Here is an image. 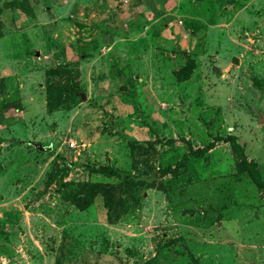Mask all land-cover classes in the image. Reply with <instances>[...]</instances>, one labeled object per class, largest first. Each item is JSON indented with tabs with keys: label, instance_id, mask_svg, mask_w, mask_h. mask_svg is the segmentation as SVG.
<instances>
[{
	"label": "rangeland",
	"instance_id": "obj_1",
	"mask_svg": "<svg viewBox=\"0 0 264 264\" xmlns=\"http://www.w3.org/2000/svg\"><path fill=\"white\" fill-rule=\"evenodd\" d=\"M56 83L84 99L49 109ZM228 136L264 178V0H0V264H264V191ZM148 142L163 190L141 208L65 203Z\"/></svg>",
	"mask_w": 264,
	"mask_h": 264
},
{
	"label": "trees",
	"instance_id": "obj_2",
	"mask_svg": "<svg viewBox=\"0 0 264 264\" xmlns=\"http://www.w3.org/2000/svg\"><path fill=\"white\" fill-rule=\"evenodd\" d=\"M195 67L194 60H189L187 65L178 74V79L181 81L188 80ZM61 76H65L70 82L74 77L71 76L72 72H65L66 67H61ZM75 77L80 73L79 70H75ZM5 92V90H4ZM83 94V90L79 83L70 84L65 86L56 83L51 90V97L48 99V108L51 110H58L60 107L71 100L80 98ZM67 104V103H66ZM227 140L230 142L233 152L237 158V171L239 174L247 175L261 190L264 191V178L259 169V165L251 160H248L245 150L237 142V138L234 136H228ZM134 155L135 169L137 173L129 175L124 174L120 169L112 167L107 164L98 168H90V170L96 174H102L111 179H118V183H66L62 185L61 191L63 192L64 201L81 211L89 209L97 200L101 198L105 208L107 209L108 221L110 224H117L133 209H139L144 205L146 200L147 189L163 190V187L156 184L155 178L157 177V170L152 166L147 165L148 168L140 169L137 167V157L139 152L143 155H149L152 153L154 144L148 142L146 144L133 143L131 145ZM151 151V152H150ZM149 161V159H146ZM148 163V162H147ZM78 167L77 165L69 164L66 173H69L72 169ZM159 171V170H158ZM161 176H164V172L159 171ZM50 176L47 177L46 184L50 185ZM65 189H68L66 191Z\"/></svg>",
	"mask_w": 264,
	"mask_h": 264
}]
</instances>
